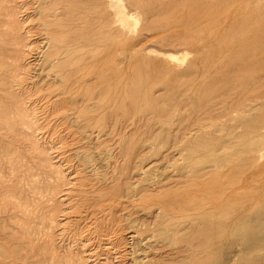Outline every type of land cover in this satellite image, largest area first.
<instances>
[{
    "label": "rangeland",
    "instance_id": "1",
    "mask_svg": "<svg viewBox=\"0 0 264 264\" xmlns=\"http://www.w3.org/2000/svg\"><path fill=\"white\" fill-rule=\"evenodd\" d=\"M37 1L0 0V264H264V0Z\"/></svg>",
    "mask_w": 264,
    "mask_h": 264
},
{
    "label": "bare ground",
    "instance_id": "2",
    "mask_svg": "<svg viewBox=\"0 0 264 264\" xmlns=\"http://www.w3.org/2000/svg\"><path fill=\"white\" fill-rule=\"evenodd\" d=\"M79 1H80V0H79ZM84 1H85V2L87 1V2L90 3L89 0H84ZM7 2H8V1H7ZM25 2H26V1H25ZM28 2H29V1H28ZM80 2H83V1L81 0ZM85 2H84V3H85ZM117 2H118V1H117ZM4 3H5V2H4ZM37 3H38V5L41 6V7H43L44 5H47V6H49V5L51 6V5H52V6H53L52 11H53V12L50 13L49 15H52V16L54 15V16H56V18H57V15H55V14H56L58 11H60V12L58 13V14H59V15H58V18H59V16H60L61 18H59V19H62V18H67V17H65V16H68V14H69L70 12H72V10L76 7L77 0H38ZM37 3H36V4H37ZM89 3H88V5L90 6ZM119 3H120V0H119ZM119 3H117V4H119ZM30 4H31V3H30ZM33 4H35V3H33ZM48 4H49V5H48ZM78 4H79V2H78ZM78 4H77V6L80 7L81 5L79 6ZM85 4H86V3H85ZM85 4H84V6H85ZM86 5H87V4H86ZM4 6H5V5H4ZM36 6H37V5H36ZM47 6H46V7H47ZM84 6L82 5V7H84ZM78 7H76V8H78ZM82 7H81V8H82ZM33 8H35V7H33ZM33 8H32V9H33ZM76 8H75V9H76ZM84 8H85V7H84ZM84 8H83V9H84ZM88 8H89V7H88ZM35 9H37V8H35ZM47 9H49V7H47ZM75 9H74V10H75ZM78 9H79V8H78ZM90 9H91V7H90ZM29 10H30V9H29ZM74 10H73V11H74ZM13 11H14V10H13ZM75 11H76V10H75ZM75 11H74V12H75ZM91 11H92V10H91ZM74 12H73V13H74ZM76 12H77V11H76ZM78 12H81V11L78 10ZM78 12H77V13H78ZM83 12H84V11H83ZM83 12H81V13L83 14ZM147 12H148V11H147ZM73 13H72V14H73ZM77 13H76V14H77ZM84 13H85V12H84ZM86 13H87V12H86ZM88 13H91V12H88ZM76 14H75V15H76ZM79 14H80V13H78V15H79ZM99 14H100V13H99ZM3 15H4V14H3ZM9 15H10V14H9ZM46 15H47V14H46ZM89 15H90V14H89ZM89 15L87 14L88 17H89ZM10 17H11V16H10ZM48 17H49V16H48ZM71 17H73V15H72ZM40 18H42V17L40 16ZM49 18H53V17H49ZM15 19H16V18H15ZM53 19H54V18H53ZM59 19H58V20H59ZM115 19H116V18H115ZM200 19H201V18H200ZM51 20H52V19H51ZM51 20H50V22H51ZM64 20H65V19H64ZM73 20H74V19H73ZM81 20H83V19H81ZM85 20H86V19H85ZM116 20H118V19H116ZM196 20H197V19H195V21H196ZM86 21H87V20H86ZM54 22H55V21H54ZM57 22H58V21H57ZM77 22H78V20H77ZM84 22H85V21H84ZM87 22H88V21H87ZM89 22H90V21H89ZM102 22H103V21H102ZM44 23H45V21H44ZM48 23H49V22H47L45 25L47 26ZM64 23H65V22H64ZM67 23H68V21H67ZM79 23H80V21H79ZM79 23H77V24H79ZM41 24H42V23H41ZM53 24H54V23H53ZM62 24H63V23H62ZM68 24H69V23H68ZM77 24H75V25L78 26ZM11 25H12V24H11ZM45 25H43V28H44ZM70 25H71V24H70ZM75 25H73V27H74ZM82 25H83V24H82ZM89 25H90V24H89ZM46 26H45V27H46ZM62 26H63V25H62ZM76 26L74 27V29H75V28L78 29V27H76ZM79 26H80V25H79ZM86 26H87V25H86ZM86 26H85V27H86ZM40 27L42 28V26H40ZM54 27H55V26H54ZM56 27H58V25H57ZM68 27H69V26H68ZM68 27H66V28H68ZM70 27H71V26H70ZM70 27H69V28H70ZM1 28H2V27H1ZM51 28H52V27H51ZM7 29H8V28H7ZM12 29H13V28H12ZM37 29H38V28H37ZM84 29H89V28H87V27L84 28V27L82 26V28H81V32H79V33L82 34V31H83ZM46 30H47V29H46ZM65 30H66V29H65ZM72 30H73V28H72ZM72 30H70V31H72ZM41 31H42V30H41ZM49 31H50V30H49ZM73 31H74V30H73ZM73 31H72V32H73ZM77 31H78V30H77ZM19 32H20V31H19ZM36 32H37V31H36ZM43 32H44V31H43ZM45 32H46V31H45ZM45 32H44V34H45ZM62 32H64V31H62ZM75 32H76V30H75ZM84 32H85V30L83 31V35L86 34V33L84 34ZM88 32L90 33V35H89ZM66 33H68V32L66 31ZM69 33H70V32H69ZM47 34H48V33H47ZM49 34H50V33H49ZM53 34H54V33H53ZM64 34H65V33H63V35H64ZM70 34H71V33H70ZM76 34H77V33H76ZM80 34H78V35L80 36ZM87 34H88L89 36L92 37V34H91L90 30L87 31ZM63 35H62V36H63ZM88 35H87V36H88ZM53 36H54V35H53ZM62 36H61V37H62ZM64 36H66V34H65ZM74 36H76V35H74ZM17 37H18V36H17ZM17 37H16V38H17ZM61 37H60V41H61V39H63V37H62V38H61ZM66 37H69L68 34H67ZM91 37H90V38H91ZM16 38H14V39H16ZM48 38H49V37H48ZM50 38H51V37H50ZM50 38H49V39H50ZM54 38L57 39V38H59V37H54ZM64 38H65V37H64ZM18 39H19V38H18ZM56 39H55L54 41H56ZM71 39H72V38H71ZM71 39L69 38V40H68L69 43H71V42L73 43V42L75 41V38H73V39H74L73 41H70ZM86 39H88V38L86 37ZM63 40H64V39H63ZM63 40H62V41H63ZM77 40H78V38H77ZM84 40H85V38H84ZM84 40H83V41L81 40V42L83 43V42H89V41H90V40H87V41H86V40L84 41ZM15 41H18V40H15ZM46 41H48V39H46ZM57 41H58V40H57ZM65 41H66V39H65ZM52 42H53V41H52ZM68 42H63V43L65 44V43H68ZM77 42H78V41H77ZM53 43H54V42H53ZM53 43H52V44H53ZM63 43H61V44H63ZM72 43H71V44H72ZM79 43H80V41H79ZM47 44H48V43H47ZM56 44H57V43H56ZM56 44L54 43V46H55ZM61 44H60V45H61ZM73 44H75V43H73ZM89 44H90V43H89ZM78 45H81V44H78ZM78 45H77V46H78ZM87 45H88V44H87ZM56 46H58V44H57ZM63 46H66V44L63 45ZM60 47H62V46H60ZM68 47H70V46H68ZM68 47H67V48H68ZM80 47H81V46H80ZM51 48L53 49L54 52H55L54 49H56V48L58 49V47H56V48L51 47ZM67 48H66V49H67ZM75 48H78V47H75ZM75 48H73L74 51L72 50V52H75L76 50L79 51V49H75ZM88 48H89V47H87V48H85V49L87 50ZM47 49H49V47H48ZM60 49H61V48H59L58 51H59ZM66 49H65L66 53H65L64 55H67V52H68V51H69V53L71 54V50H69V49H71V48H68V51H67ZM85 49H84V50H85ZM89 50H90V48H89ZM61 51L65 52L63 49H61ZM80 51H82V49H81ZM84 52H85V51H84ZM87 52H88V51H87ZM89 52H90V51H89ZM18 53H19V52H18ZM41 53H42V52H41ZM51 53H52V52H51ZM51 53L49 52V55H48V56H51ZM59 53H60V51H59ZM61 53H62V52H61ZM20 54H21V53H20ZM44 54H45V53H44ZM46 54H48V53H46ZM56 54H57V51H56ZM62 54H63V53H62ZM62 54H61V55H62ZM70 54H69V56H70ZM73 54H74V53H73ZM73 54H72V56H73ZM61 55H60V56H61ZM64 55H63V56H64ZM85 55H87V53H86ZM53 56H56V55H53ZM53 56H52V57H53ZM57 56L59 57V55H57ZM69 56L67 55V57H69ZM77 56H78V55H77ZM80 56H84V54L79 55V59H80V61L82 62L84 59L82 60V59L80 58ZM90 56H91V55H90ZM90 56H89V57H90ZM42 57H43V56H42ZM52 57H50V59H51ZM70 57H71V56H70ZM73 57H74V56H73ZM6 58H7V57H6ZM19 58H20V56H19ZM19 58H18V59H19ZM47 58H48V57H47ZM47 58H46V59H47ZM56 58H57V57H56ZM75 58L77 59V57H75ZM83 58H85V57H83ZM90 58H91V57H90ZM57 59H60V58H57ZM57 59H56V60H57ZM70 59H71V58H70ZM72 59H73V60H72ZM72 59H71V60L74 61V58H72ZM76 59H75V61H76V63H78V62H77L78 60H76ZM51 60H52V59H51ZM56 60H55V61H56ZM65 60H67V58H65ZM68 60H69V59H68ZM68 60H67V61H68ZM55 61H53V62H55ZM59 61H60V60H59ZM80 61H79V62H80ZM85 61H86V60H85ZM50 62H51V61H50ZM57 62H58V60H57ZM60 62H61V61H60ZM69 62H70V61H69ZM81 62H80V63H81ZM48 63H49V62H48ZM51 64H52V63H51ZM54 64L56 65L57 63L55 62ZM67 64H68V63H66V66H68ZM69 64L71 65L72 63H69ZM74 64H75V63H74ZM89 64H90V63H89ZM52 65H53V64H52ZM55 65H54V66H55ZM72 65H73V64H72ZM77 65H78V64H77ZM82 65H83V68L87 66L85 63H83ZM82 65L80 64V66H82ZM85 65H86V66H85ZM48 66H50V65H48ZM54 66H53V67H54ZM80 66L78 65V66H76V67L80 69ZM53 67H52V68H53ZM61 67L63 68V65H62ZM64 67H65V66H64ZM70 67H71V66H70ZM76 67H75V69H73V73H74V71L77 70ZM58 68H59V67H58ZM83 68L81 67V69H83ZM87 68H88V66H87ZM87 68H86V69H87ZM13 70H14V69H13ZM56 70H58V69H56ZM59 70H60V68H59ZM61 70H62V69H61ZM68 70H69V69H68ZM68 70H67V71H68ZM83 70H84V69H83ZM25 71H26V70H25ZM63 71H64V69H63ZM67 71H66V72H67ZM70 71H71V70H70ZM81 71H82V70H81ZM81 71H80V72H81ZM57 72H59V71H57ZM77 72L79 73V70H78ZM77 72H76V73H77ZM78 73H77V74H78ZM91 73H92V72H91ZM60 74H61V73H60ZM64 74H65V73H64ZM29 75H30V74H29ZM61 75H62V74H61ZM82 75H83V73H82ZM23 76H24V75H23ZM76 77H77V76H76ZM76 77H74V78H76ZM28 78L31 79L30 76H29ZM85 78H86V77H85ZM57 79H59V78H57ZM68 79H69V78H68ZM70 79H71V78H70ZM72 79H73V78H72ZM19 80H20V79H19ZM50 80H51V79H50ZM55 80H56V79H55ZM64 80H65V79H64ZM73 80H74V79H73ZM73 80H70V81L73 82ZM85 80H87V78L84 79V82H86ZM88 80H89V79H88ZM90 80H91V79H90ZM90 80H89V82H90ZM65 81H66V80H65ZM67 81H68V80H67ZM77 81H78V80H77ZM74 82H75V81H74ZM80 82H82V81H80ZM80 82H79V84H82V83H83V82H82V83H80ZM89 82H88V83H89ZM51 83H52V82H51ZM54 83H55V81H54ZM64 84L66 85L67 82H66V83L64 82ZM83 84H84V83H83ZM83 84H82V85H83ZM85 84H87V82H86ZM68 85H69V84H68ZM68 85H67V86H68ZM77 85H78V84H77ZM82 85H81V86H82ZM87 85H90V84H87ZM78 86H79V85H78ZM71 87H72V86H71ZM82 88H83V86H82ZM84 88H85V87H84ZM39 89H40V88H39ZM80 90H81V89H80ZM82 90H84V89H82ZM24 91H25V90H24ZM84 91H85V90H84ZM89 92H90V91H89ZM64 93H65V91H64ZM69 94H70V93H69ZM73 94H74V93H73ZM85 94H86V93H85ZM87 94H88V93H87ZM90 94H91V92H90L88 95L90 96ZM69 96H71V94H70ZM69 96H67V98H69ZM85 96H87V95H85ZM23 97H24V96H23ZM72 98L74 99V97H71V99H72ZM86 98L88 99V97H86ZM91 98H92V96H91ZM89 99H90V98H89ZM67 100H68V99H67ZM76 100H77V99H76ZM65 101H66V100H65ZM84 101H85V100L83 99V100H82V103H83ZM86 101L90 103V101H88V100H86ZM20 102H21V101H20ZM87 102H86V105H87ZM83 104H85V103H83ZM83 104H82L81 110H83V109H82V108L84 107ZM86 105H85V106H86ZM88 105H90V104H88ZM88 105H87V108H88ZM206 106H207V105H206ZM75 108H76V107H75ZM248 108H250V104H247V105L242 109V112H248V111H250V110L246 111ZM32 109H33V108H32ZM24 110H25V109H24ZM61 110H62V109H61ZM89 110H90V109H89ZM89 110H88V111H89ZM201 110H202V109H201ZM85 111H86V110H85ZM20 112H21V111H20ZM58 112H59V111H58ZM60 112H61V111H60ZM205 112H206V111H205ZM55 113H57V112L55 111ZM208 113H209V112H208ZM28 114H29V113H28ZM210 114H211V113H210ZM210 114H209V115H210ZM212 114H214V112H213ZM203 115H205V117H206L208 114L206 115V113H205V114H202L201 116H203ZM211 116H212V115H211ZM211 116H210V117H211ZM202 118H204V116H203ZM197 119H198V118H197ZM197 119H196V121H197ZM207 119H209V118L207 117ZM260 120H261V119H260ZM260 120H259V122H260ZM198 121H199V119H198ZM202 121H204V119H203ZM186 122H187V121L185 120V118L175 119V120H174V124H173L174 127H173V131H172V143H173V144L169 142L170 144L173 145V149H171V148H170V149H171V150H174V152H176V151L179 150V147H180L179 145H180L181 143H183V145H187V144H185L184 142H187V143H188V141L190 140V138H189L188 136H190L191 128H192V126H194L195 123H197V122H195L193 125H190L191 123L187 124ZM199 122H201V120H200ZM262 122H263V120H262ZM201 123H203V122H201ZM204 123H205V121H204ZM197 124H198V123H197ZM195 125H196V124H195ZM198 125H200V126H197V127H200L199 129H201V124H198ZM203 125H204V124H203ZM203 125H202V126H203ZM190 126H191V128H190ZM192 129H193V128H192ZM199 129H198V130H199ZM194 130H197V128L194 129ZM194 130H193V131H194ZM193 131H192V132H193ZM169 132H170V131H169ZM192 132H191V133H192ZM21 134H22V133H21ZM168 135H169V134H168ZM191 135H192V134H191ZM28 137H29V135H28ZM191 137H192V136H191ZM187 139H189V140L187 141ZM191 139H192V138H191ZM26 141H27V140H26ZM190 141H191V140H190ZM255 145H256V146H259L258 143H257V144L255 143ZM260 146H261V145H260ZM255 150H257V148H256ZM255 150H253V151H255ZM171 152H173V151H171ZM245 152H246V151H245ZM256 152H257V151H256ZM256 152H255V153H256ZM41 153H42V152H41ZM176 153H177V152H176ZM249 153H250V152H248L247 154L249 155ZM252 153H253V152H252ZM27 155H28V154H27ZM240 155H243V154H240ZM243 156H247L246 153H245V155H243ZM253 157H255V156H253ZM243 158H244V157H243ZM246 158H248V157H246ZM248 159H249V158H248ZM28 163H29V162H28ZM50 166H51V165H50ZM50 166H49V167H50ZM49 167H48V168H49ZM34 168H35V167H34ZM205 169H207V168H205ZM20 170H21V169H20ZM25 171H26V170H25ZM206 171H208V170H206ZM209 171H210V170H209ZM9 172H10V171H9ZM55 174H56V173H55ZM58 174H59V173H58ZM36 175H37V174H36ZM2 177H3V176H2ZM29 177H30V176H29ZM33 177H34V176H33ZM26 180H27V178H26ZM15 182H16V181H15ZM19 182H20V181H19ZM14 184H15V183H14ZM59 185H60V184H59ZM59 188H60V187H59ZM59 188H58V189H59ZM13 191H14V190H13ZM56 191H57V190H56ZM21 192H22V191H21ZM41 192H42V191H41ZM18 195H19V194H18ZM20 195H21V194H20ZM20 195H19V196H20ZM27 196H28V195H27ZM6 199H8V198H6ZM1 201H2V200H1ZM27 201H28V200H27ZM0 206H1V205H0ZM13 206H14V205H13ZM21 206H22V205H21ZM1 207H2V206H1ZM14 209H15V208H14ZM20 209H21V208H20ZM6 213H7V212H6ZM26 216H27V215H26ZM19 217H20V216H19ZM17 218H18V217H17ZM14 220H15V219H14ZM14 220H13V221H14ZM18 224H19V223H18ZM31 226H32V225H31ZM9 228H10V227H9ZM17 233H18V232H17ZM14 234H15V233H14ZM18 235H19V234H18ZM23 238H24V237H22V239H23ZM12 241H13V240H12ZM245 246H246V247L248 248V250L250 251V236H249L248 240L246 241ZM261 255H262V254H260V257H263V256H264V255H263V256H261Z\"/></svg>",
    "mask_w": 264,
    "mask_h": 264
}]
</instances>
